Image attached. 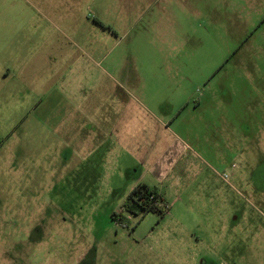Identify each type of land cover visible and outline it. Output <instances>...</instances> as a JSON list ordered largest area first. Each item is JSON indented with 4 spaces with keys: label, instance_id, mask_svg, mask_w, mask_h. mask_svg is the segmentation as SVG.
Returning a JSON list of instances; mask_svg holds the SVG:
<instances>
[{
    "label": "rangeland",
    "instance_id": "374dc122",
    "mask_svg": "<svg viewBox=\"0 0 264 264\" xmlns=\"http://www.w3.org/2000/svg\"><path fill=\"white\" fill-rule=\"evenodd\" d=\"M0 264H264V0H0Z\"/></svg>",
    "mask_w": 264,
    "mask_h": 264
},
{
    "label": "trees",
    "instance_id": "16d2710c",
    "mask_svg": "<svg viewBox=\"0 0 264 264\" xmlns=\"http://www.w3.org/2000/svg\"><path fill=\"white\" fill-rule=\"evenodd\" d=\"M163 196L155 187H151L147 183H139L135 185L121 205V211L112 214L113 220L119 223L128 222V214L138 215L147 212L163 214L166 206L162 203Z\"/></svg>",
    "mask_w": 264,
    "mask_h": 264
},
{
    "label": "crops",
    "instance_id": "0c3cea01",
    "mask_svg": "<svg viewBox=\"0 0 264 264\" xmlns=\"http://www.w3.org/2000/svg\"><path fill=\"white\" fill-rule=\"evenodd\" d=\"M12 34H10L9 35V37L11 36ZM4 76L5 77H7L5 74H4ZM80 126V125H79ZM78 126V127H79ZM84 129H88L86 132H85V137L86 138H88V139H90L91 137H92V139H93V144H92V149H94V150H103V154H105L106 155V152L108 153V152H111V150L114 148V144H112V145H108V143L107 142H110V139H109V136H110V132L107 130V131H104V130H100L99 132H97L98 134H97V136H98V139L96 140V139H94V133H95V135H96V130H95V126L94 127H88V125L87 126H85L84 127ZM83 129V130H84ZM87 139V140H88ZM96 142H98V143H96ZM105 145H107V146H105ZM117 145H119L120 146V144L119 143H117ZM97 146V147H96ZM118 146V147H119ZM117 147V148H118ZM106 152H105V151ZM105 155H104V157H105ZM172 160V159H171ZM104 163H106V162H104ZM149 185V184H148ZM151 186V185H150ZM151 187H155L156 189H157V191L159 192V193H161L159 190H158V188L156 187V186H151ZM132 189V188H131Z\"/></svg>",
    "mask_w": 264,
    "mask_h": 264
}]
</instances>
